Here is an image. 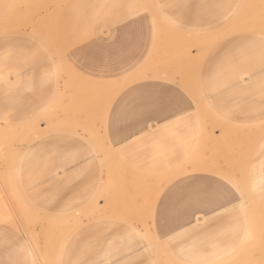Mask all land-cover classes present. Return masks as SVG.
<instances>
[{
	"label": "rangeland",
	"instance_id": "1",
	"mask_svg": "<svg viewBox=\"0 0 264 264\" xmlns=\"http://www.w3.org/2000/svg\"><path fill=\"white\" fill-rule=\"evenodd\" d=\"M147 81L186 109L117 146ZM195 176L228 205L163 236ZM0 264H264V0H0Z\"/></svg>",
	"mask_w": 264,
	"mask_h": 264
},
{
	"label": "crops",
	"instance_id": "2",
	"mask_svg": "<svg viewBox=\"0 0 264 264\" xmlns=\"http://www.w3.org/2000/svg\"><path fill=\"white\" fill-rule=\"evenodd\" d=\"M238 39L245 40L244 37ZM260 44L262 45V42ZM215 55L213 52L212 58ZM148 75L153 77L154 74ZM125 76H130V72ZM137 78L130 76L123 86L129 85ZM186 106L185 97L168 84L159 81L134 83L117 99L116 122L109 128L110 139L117 146L127 144L139 135L154 130L159 124L181 114ZM120 114L122 117H119ZM120 120L123 121L122 126ZM205 182L209 181L201 176L182 177L162 191L154 209V223L158 232L163 236L172 235L194 223L198 216L210 214L220 206L228 205L230 200L228 192L207 191L203 186H200L201 190H197L196 186L195 189L189 190V184L198 186V183ZM87 193V189L84 188V194L76 195V198L82 197L86 200Z\"/></svg>",
	"mask_w": 264,
	"mask_h": 264
},
{
	"label": "bare ground",
	"instance_id": "3",
	"mask_svg": "<svg viewBox=\"0 0 264 264\" xmlns=\"http://www.w3.org/2000/svg\"><path fill=\"white\" fill-rule=\"evenodd\" d=\"M2 220V219H1Z\"/></svg>",
	"mask_w": 264,
	"mask_h": 264
}]
</instances>
